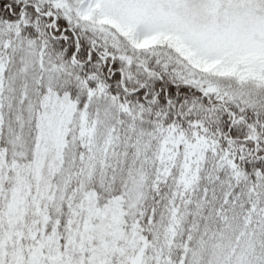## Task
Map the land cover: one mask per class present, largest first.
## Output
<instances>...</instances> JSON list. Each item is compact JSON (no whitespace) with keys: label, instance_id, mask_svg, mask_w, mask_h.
Returning a JSON list of instances; mask_svg holds the SVG:
<instances>
[{"label":"snow or ice","instance_id":"obj_1","mask_svg":"<svg viewBox=\"0 0 264 264\" xmlns=\"http://www.w3.org/2000/svg\"><path fill=\"white\" fill-rule=\"evenodd\" d=\"M0 264H264V0H0Z\"/></svg>","mask_w":264,"mask_h":264}]
</instances>
